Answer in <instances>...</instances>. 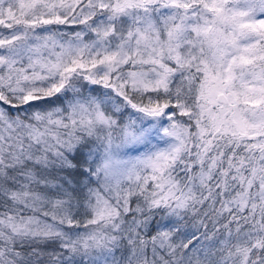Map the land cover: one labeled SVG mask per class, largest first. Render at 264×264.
Returning <instances> with one entry per match:
<instances>
[{"label":"snow or ice","instance_id":"1","mask_svg":"<svg viewBox=\"0 0 264 264\" xmlns=\"http://www.w3.org/2000/svg\"><path fill=\"white\" fill-rule=\"evenodd\" d=\"M0 264H264V0H0Z\"/></svg>","mask_w":264,"mask_h":264}]
</instances>
